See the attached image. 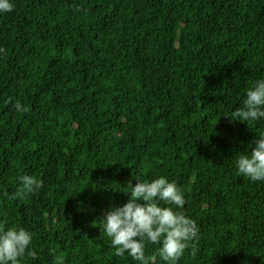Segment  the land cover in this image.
<instances>
[{
  "label": "trees",
  "instance_id": "obj_1",
  "mask_svg": "<svg viewBox=\"0 0 264 264\" xmlns=\"http://www.w3.org/2000/svg\"><path fill=\"white\" fill-rule=\"evenodd\" d=\"M14 5L0 14V225L34 234L23 264H137L100 232L133 176L181 187L200 239L178 264H264V182L235 166L264 121L226 116L264 78V0ZM21 175L40 190L8 199Z\"/></svg>",
  "mask_w": 264,
  "mask_h": 264
},
{
  "label": "clouds",
  "instance_id": "obj_2",
  "mask_svg": "<svg viewBox=\"0 0 264 264\" xmlns=\"http://www.w3.org/2000/svg\"><path fill=\"white\" fill-rule=\"evenodd\" d=\"M14 7V0H0V14L10 13ZM3 52L0 48V53ZM14 107L17 112L28 110L19 101ZM226 116L245 124L264 121V78L255 80L246 90L242 105ZM235 166L238 174L247 180L264 182V130L237 155ZM132 179L136 183L133 185L132 180L127 183L130 189L127 202L111 207L100 220V232L110 238L115 256L127 255L137 264H153L156 256L165 264H178L189 248L195 256L200 229L182 211L186 199L181 187L165 176ZM18 182L21 187L10 193L8 199L23 198L41 188V181L31 175L19 176ZM33 239L34 234L24 227L0 225V264H23L26 257L35 259ZM149 245H159L156 255L146 254Z\"/></svg>",
  "mask_w": 264,
  "mask_h": 264
}]
</instances>
